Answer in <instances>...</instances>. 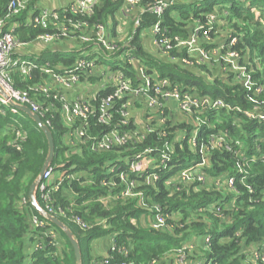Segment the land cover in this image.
Here are the masks:
<instances>
[{"label": "trees", "instance_id": "16d2710c", "mask_svg": "<svg viewBox=\"0 0 264 264\" xmlns=\"http://www.w3.org/2000/svg\"><path fill=\"white\" fill-rule=\"evenodd\" d=\"M8 1L0 0V17L5 14ZM186 2L178 4L164 15V26L171 35L188 38L191 28L183 20L197 17L200 13L218 11L234 37H237L233 50L241 55L242 64L247 62L256 85L249 89L233 80L232 76L229 78L224 74L209 79L207 76L212 78L221 71L215 69L212 72L211 67L205 65L199 67V75L194 68H186L180 63H171L146 52L141 32L156 22L157 18L149 13L142 16L141 26L131 36L133 54L141 59L151 73L155 71L161 79H171L180 89L201 98L222 100L225 107L203 108L198 115L207 119L200 129L206 146L210 147L212 136L223 137L224 140L221 147L208 156V165L204 169L205 183H191L181 191H176L174 187L166 186L167 179L174 177L183 167L200 162L201 155L189 143L194 130L191 122L195 115H191L186 123H168L167 131L171 133L168 139L185 130L187 140L176 143L173 161L168 169L157 171L161 178L155 185L147 186L142 179L139 187L151 205H160L164 213L170 216L167 220L168 229L156 231L143 224V217H147L150 212L140 208L137 200L109 198L117 196L123 186L112 189L102 185L104 179L113 177L105 173L104 165L115 153L75 152V149L64 143L59 145L57 135L62 138L65 128L59 117L54 119L51 131L55 154L51 164L63 170L75 166L70 173H79L81 177L66 181L61 191L52 195L53 204L55 208L68 209L73 203L74 214L91 228L82 230L63 216L56 214L55 217L73 231L81 248L82 264L104 261L103 258H93V244L112 237L118 249H109L107 264H175V251L188 246H193L190 259L194 261L198 249H205L206 264H264L253 255L262 252L264 245V119L245 115L256 107L264 112V0H230L226 5L219 4L218 0ZM201 3L207 6L200 8ZM121 5V1L102 0L88 22L117 23L116 15ZM45 32H52V29L23 26L18 30L20 40L24 42L33 41ZM49 54L46 52L44 55ZM173 55L187 56L185 51L174 52ZM54 58L50 61L54 65L60 61L67 65L74 63L73 58L61 59L56 54ZM46 59L39 61L46 63ZM127 74L134 83H138L134 73ZM14 78L18 89L27 87L28 84L22 82L18 75ZM258 87L262 92H256ZM112 93L113 89L99 91L93 103H100L101 98ZM122 102L116 100L115 103ZM102 130L108 131L107 127L99 126L95 132ZM17 131L25 136L23 142L18 141L20 149L16 147ZM166 139L159 134H152L139 148L162 147ZM48 151L47 137L35 121L22 111L14 113L11 107L0 106V264H77L74 249L66 234L38 215L30 202L22 204L24 198L29 200L31 185L39 176ZM113 179L120 182L117 176ZM230 179H234L233 187L227 185ZM36 197L45 209L39 191ZM102 198H106L107 203ZM33 216L43 225L33 227ZM102 221L106 223L99 224ZM48 231L58 234L59 245H54L58 240L44 235ZM207 238H210L209 242ZM39 240L44 247L35 251L34 244ZM83 240L86 241V249L82 246Z\"/></svg>", "mask_w": 264, "mask_h": 264}, {"label": "built area", "instance_id": "2783aa9c", "mask_svg": "<svg viewBox=\"0 0 264 264\" xmlns=\"http://www.w3.org/2000/svg\"><path fill=\"white\" fill-rule=\"evenodd\" d=\"M40 1L9 0L5 14L0 17V87L7 95H0V106L11 107L14 113L19 110L11 106V100L27 106L42 120H46L44 123L50 129L54 127L53 120L59 117L65 128L63 143L75 149V152L87 150L91 153L114 152L119 155L116 163L107 166V174L117 176L120 182L117 183L111 177L112 179H104L102 185L112 189L118 186L124 188L117 196L109 198L137 200L140 208L150 212L147 217H143L146 220L145 225L156 231L168 229L167 220L170 216L164 213L160 205L149 203L146 195L139 190L141 180L147 186L155 185L161 178L157 171L170 167L176 143L187 140L185 130L168 139L167 136L171 134L167 131L168 123H186L191 115H195L191 122L194 130L189 143L201 155V161L180 169L174 177L167 179L166 186L181 191L191 183H205L204 169L208 165V156L221 147L224 138L212 136L210 147L206 146L200 129L207 123V119L198 115L199 110L218 109L225 107V104L220 99L201 98L190 91H184L179 85H174L171 79H161L155 71L151 73L141 59L133 54L130 48L131 36L141 26L144 14L156 16V22L142 30L141 38L144 41L152 39L160 50L159 58L194 69L213 62L219 66H211L212 72L215 69L222 72L230 70L235 73L238 83L252 89L256 85L252 71L249 70L247 62L241 63V55L233 50L237 37H234L231 29L229 37H221L222 25L219 24L226 22L218 11L200 13L197 17L191 16L188 20H183L191 28L188 38L172 36L170 30L164 26L165 13L178 4L191 0H114L121 1L122 5L116 15L117 23L108 24L88 22L102 0H71L68 6L60 10H47L41 6ZM129 18L133 19L134 27L132 34L125 40L120 36L127 28L125 22ZM23 26L52 29V32H45L36 38L48 45L61 41L79 44L77 56L73 57L74 63L67 65L60 61L54 65L51 62L14 58L15 51L23 45L18 37V29ZM183 51L186 52V57L173 55L174 52ZM109 61H114L116 65L108 67L107 70L106 63ZM127 73H134L138 83H134ZM15 75L28 84L26 88L18 89L15 86ZM80 87L94 88L95 91L88 98L73 95V91ZM107 89H113V93L101 98L100 103H93L99 91ZM256 92L260 93L262 89L258 87ZM116 100L123 102L115 103ZM245 115L248 118L264 119V112L258 107ZM99 126L107 127L108 131L96 133ZM152 134H159L167 139L162 147L141 150L140 144ZM24 140V134L17 131L18 149L21 148L18 141ZM73 169L75 166L63 170L51 164L42 176L37 191L48 213L63 216L80 229L87 230L91 225L74 214L73 203L68 209L55 208L53 204L52 195L61 191L66 181L81 177L79 173H70ZM233 183L234 180L230 179L227 185L233 187ZM102 201L107 203L106 198H102ZM28 202L25 198L22 200L23 205ZM105 223L106 221H102L99 224ZM31 224L33 227L43 225L35 216L31 218ZM44 235L58 240L54 245H59L56 232L48 231ZM209 240L207 238V242ZM111 243L110 250H117L113 237ZM43 247L41 240L34 244L35 251ZM192 250L193 246H188L175 251L176 263L188 264ZM123 251L126 253V250ZM253 255L256 260L264 262V245L262 252L258 251ZM103 260L97 264H107L108 255ZM191 264L206 263L204 260H196Z\"/></svg>", "mask_w": 264, "mask_h": 264}, {"label": "crops", "instance_id": "0c3cea01", "mask_svg": "<svg viewBox=\"0 0 264 264\" xmlns=\"http://www.w3.org/2000/svg\"><path fill=\"white\" fill-rule=\"evenodd\" d=\"M40 3H41V6L47 10H60L68 6L71 3V0H41ZM132 20H133L132 18H129L125 22V25L127 28L122 32V36L124 35L125 38L130 33L132 34L133 27H134V24H133L134 21ZM18 37L19 38L21 37L19 33H18ZM22 42H23V45L15 51L13 55L14 58H21V59H26V60L46 59L49 57L48 55L45 56L44 54L46 52H49L52 54V56H54V54L60 55L62 59L63 53H71V52L79 51V49L75 46V43L71 41H61L57 44H51V45L45 44L41 41H38L37 39L33 41H29V42H24V41ZM142 44L146 52L152 54L153 56L161 57L160 50L153 43L152 39L149 38V39H146L145 41L142 39ZM73 55L76 57L75 54ZM46 61L50 62V60L48 59H46ZM194 71L198 73L199 75H201L200 69H195ZM219 75L220 74L217 72L214 76H212V79L215 77H219ZM94 91H95L94 88L84 89L83 87H80V88H77L75 91H73L72 94L75 96H79L80 98H88L94 93ZM143 224H144V220H143ZM202 243H198L197 245H202ZM111 244H112L111 238L102 240V241H96L93 244V250H92L93 258H96V259L105 258L108 255ZM173 256L174 255H172V257ZM193 261L194 260L191 259V261L188 264H191V262L193 263ZM175 264L177 263L175 262Z\"/></svg>", "mask_w": 264, "mask_h": 264}, {"label": "water", "instance_id": "95a60500", "mask_svg": "<svg viewBox=\"0 0 264 264\" xmlns=\"http://www.w3.org/2000/svg\"><path fill=\"white\" fill-rule=\"evenodd\" d=\"M0 95L7 97L6 93L4 92V90L0 87ZM11 106L13 108L18 109L19 111L24 112L25 114H27L33 121L36 122V124L38 125V127L41 129V131L46 135L47 140H48V144H49V151H48V156L47 159L42 167V170L39 174V176L35 179V181L33 182V184L31 185L29 194H28V198H29V202L31 207L34 209V211L40 215L43 219H45L46 221L54 224L55 226H57L58 228H60L68 237L70 243L72 244V247L74 249L75 252V256H76V263L77 264H82V252H81V248L79 245V242L76 240L73 231L66 225L64 224L61 220H59L57 217L51 215L50 213H48L38 202L36 194H37V189L38 186L42 180V176L44 175L45 171L47 170V168L51 165L53 158H54V154H55V143H54V139H53V135H52V131L51 129L43 122V120L39 117V115H37L36 113H34L29 107L27 106H23L20 104L15 103L14 101H10Z\"/></svg>", "mask_w": 264, "mask_h": 264}, {"label": "rangeland", "instance_id": "374dc122", "mask_svg": "<svg viewBox=\"0 0 264 264\" xmlns=\"http://www.w3.org/2000/svg\"><path fill=\"white\" fill-rule=\"evenodd\" d=\"M229 1L230 0H218V3L219 4H228L229 3ZM184 3H187V2H185L184 1ZM207 6V4L206 3H201L200 4V8L202 7V8H204V7H206ZM226 23H222V24H219V26L220 25H222V29H220V34H221V37L222 38H225V37H229V34L231 33L230 32V28L228 27V26H226L225 25ZM120 37H122V38H124L125 40H126V38L124 37V35L122 36H120ZM75 46L79 49L80 48V45L79 44H75ZM73 54H75L76 56H77V52H71V53H63V55H62V57L63 58H70V59H72L73 58ZM49 58H47L48 60H50V61H53L54 59V56H52V54H49V56H48ZM116 65V63H114V61H109V62H107L106 63V69L108 70V67L109 68H112V67H114ZM209 65V67H211V66H219L218 64H215V63H213V62H211L210 64H208ZM224 72V73H223ZM223 72L221 71V73H219L220 75H222V74H224L226 77H231L232 76V78H233V80H235L236 82H238V80H237V78H236V75H235V73H233V72H231L230 70H229V72H225L224 70H223ZM209 79H212L211 77H209V76H207ZM57 141H58V144L60 145H63V139L59 136V135H57ZM119 159V155H117L116 153L114 154V156L110 159V160H108L107 161V164L106 165H104V168H105V173H107L108 172V169H107V166H110V165H112V164H114V163H116V161ZM234 180V179H233ZM202 240H200V242H201ZM82 246H83V248L84 249H86L87 248V244H86V241L85 240H83L82 241ZM206 254H207V252H206V250L205 249H198V251L196 252V260H205V256H206ZM192 260H195V259H192ZM189 261H191V260H188V262ZM27 264H30V262H28Z\"/></svg>", "mask_w": 264, "mask_h": 264}]
</instances>
